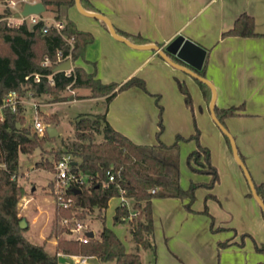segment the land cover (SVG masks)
<instances>
[{"label":"crops","instance_id":"crops-1","mask_svg":"<svg viewBox=\"0 0 264 264\" xmlns=\"http://www.w3.org/2000/svg\"><path fill=\"white\" fill-rule=\"evenodd\" d=\"M52 1L47 0L42 11V16L49 21L57 19ZM88 1L91 3L88 7L95 10L82 8L103 14L106 25L99 16L83 12L78 7V13L72 11L76 3L68 5L66 15L75 21L77 27L93 33V40L86 46L85 59L77 57L73 64L94 70L102 81H122L130 75H139L144 78L147 90L132 85L118 91L108 102L104 101L103 95L74 97L70 94L66 100L82 98L102 101V107L97 111L105 110L113 127L141 143H153L158 139L171 142L177 133L189 135L194 131V112L199 127V141L209 147L210 161L218 172V180L213 186L199 185L195 188V198L190 204L192 210L185 206L187 198H151L153 227L150 239L153 248L136 245L142 264H264V251L256 249L254 245V241L264 242L261 206L253 195L248 194L250 186L243 169L233 155L223 131L212 118L200 85L192 75L167 61L154 47L146 46L155 41L164 45L182 33L206 48L204 75L214 85L215 104H243L240 113L225 117V125L234 138L237 151L242 155L252 180L264 182V0ZM62 6H59L60 10ZM20 7L17 4L12 9L13 15ZM48 9L52 10V15L44 14ZM242 11L253 16L257 33L222 36V30L230 27ZM109 23L126 31L140 33L150 42L131 44L121 34H113ZM175 77L186 82L192 96V109L185 104ZM79 89L88 91L85 87ZM154 93H159L158 101L162 105L163 127L158 137L159 108ZM178 144L181 185L187 186L191 180L207 181L210 173L191 169L186 160L188 151L196 146L195 140L178 139ZM208 192L214 195L205 197ZM28 198L21 203L19 211L26 219V227L34 223L38 213L44 210L34 204L35 213L29 219L23 210ZM127 200L132 205V199L128 197ZM119 202V195L108 199L105 219L107 211L111 212L113 219L115 206ZM204 204L209 213L201 210ZM49 219L45 217L40 227L48 224ZM124 223V228L118 230L107 225L115 230L129 250L130 243L125 238L128 226ZM217 225L223 227L215 228ZM241 232L249 233L244 235L242 243L239 242ZM93 234L97 233L93 231ZM41 236L43 241L40 243L51 253L56 252V238L44 234ZM219 239L230 241L219 247ZM47 245H51L52 250ZM57 254L61 264L63 261L60 256L73 257L69 253ZM89 260L91 264L112 262L94 255H89ZM68 263L76 264L75 260Z\"/></svg>","mask_w":264,"mask_h":264},{"label":"trees","instance_id":"trees-1","mask_svg":"<svg viewBox=\"0 0 264 264\" xmlns=\"http://www.w3.org/2000/svg\"><path fill=\"white\" fill-rule=\"evenodd\" d=\"M6 1V0H5ZM44 4L47 0H41ZM54 16L62 20L63 25L58 30L52 22L44 31L42 29L45 19L34 23L22 20L17 24L7 23L5 16L13 11L5 7L0 12V264H60L59 253H85L94 255L102 260H111V264H142L139 252L127 250L122 238L115 230L105 223V208L108 199L119 194V185L124 188V194L132 199V207L137 210L135 215L130 214L125 203L119 202L114 209L113 221H128V230L139 247L153 248L150 239L153 222L151 213V198L153 196H178L187 198L185 206L192 210L190 204L195 198V188L199 185L213 186L218 180V172L210 161L209 147L199 141V127L192 112L194 131L187 136L177 133L171 142L158 139L153 143H141L132 140L128 135L111 125L106 117L105 110L93 113L80 112L71 121L73 135L61 139L56 149V157L63 153H70L75 161L74 172L83 173L85 182L69 186V193L73 201L68 206H61L55 202L57 209L56 227L54 232L58 235L55 251L51 253L43 243L27 238L19 224L22 216L19 214V199L25 193L24 186L17 181L19 153L31 152L37 146H42L44 140L54 139L46 129L43 133L31 129L26 123L23 106L16 101L14 107L2 104L5 94L15 89L18 94L31 90L33 94L48 93L54 99H64L67 94L63 91L66 84L73 89L85 87L88 89L85 96L103 95L108 102L118 91L132 85H137L147 90L145 80L139 75H130L122 81H102L95 75L94 70H88L81 65L73 64V71L65 74L62 69L52 72L54 81L50 82L47 75H42L35 81L25 74L32 71L51 72L53 63L42 64L44 55L51 59L57 57V49L62 53L70 51L71 59L77 57L85 59L87 44L93 40V33L77 27L75 21L67 15L61 17L59 6L71 5L75 0H54ZM81 6L93 9L88 0H79ZM42 14V12H41ZM101 18V17H100ZM102 19V18H101ZM106 25L105 21L102 19ZM116 33L121 34L134 43H148V39L140 33L126 31L114 26ZM254 18L245 11L240 12L233 24L222 30L221 35L256 34ZM72 36V46L66 39ZM158 45L160 42L155 41ZM173 59L180 61L173 54ZM206 57L200 68L195 69L204 75ZM202 89L203 96L209 103L212 90L204 80L194 77ZM177 86L183 94L184 102L191 109L193 107L191 92L183 79L175 77ZM74 94V93H73ZM155 94L158 105V137L162 127V105L158 101L159 93ZM75 96V95H74ZM243 104L218 106L214 104V112L219 121L225 125V117L240 113ZM52 119L47 118L49 123ZM226 126V125H225ZM96 134H101L97 139ZM226 140L231 145L228 135L223 132ZM193 138L196 146L188 151L186 160L191 169L210 173L208 181L191 180L187 186H182L179 181V144L178 139ZM240 158L242 155L238 152ZM244 162V161H243ZM36 165L52 169L49 160H37ZM107 169L114 173V179L104 182L108 178ZM104 180V181H103ZM256 192L264 201V182H254ZM73 187L78 188L77 191ZM153 188V190H152ZM248 194L252 195L251 190ZM214 195L208 192L206 196ZM55 200V197H54ZM97 209L102 225L97 234L89 235L83 241L73 236H62L61 232H68L60 222L62 216L72 214L85 217L89 212ZM262 209V207H261ZM209 213L207 205L201 209ZM264 215V211L262 209ZM213 218L211 219V225ZM217 225L215 228H222ZM240 233L239 242H243L244 235ZM50 235V234H49ZM229 239L217 240V245L224 246ZM255 248L264 251V242L254 241Z\"/></svg>","mask_w":264,"mask_h":264},{"label":"rangeland","instance_id":"rangeland-1","mask_svg":"<svg viewBox=\"0 0 264 264\" xmlns=\"http://www.w3.org/2000/svg\"><path fill=\"white\" fill-rule=\"evenodd\" d=\"M21 5V2H18V6ZM5 7H9L12 11L13 7L7 5V1L0 0V12L4 11ZM68 6H62V10L59 11L62 16L66 15V9ZM77 5L72 6V11L78 13ZM45 15H52V10L44 11ZM11 14L7 13L5 16L7 23L10 21ZM12 24V23H11ZM67 96L64 99H54L53 95L48 93H43L40 95H35L26 90V92L20 94L19 102L23 106V113L25 116V121L30 125L31 129L34 128V119L38 118L43 121L46 125H53L57 129V133L55 134L54 139L44 140L42 146H37L31 152H20L19 153V165L17 170V181L21 183L25 188V193L19 199V211L21 203L25 200L27 196H29L26 203L23 205V210L29 219L35 213L34 204L40 205V207L44 208L43 211L38 213L37 220L33 223H30L28 227L23 229V233L26 237L35 242H42V234L47 237L56 238L58 235L54 232V227H56V223L58 221L57 218V209L55 208V200H54V184L56 181L55 178V170H54V162L57 159L56 157V149L59 147L61 139L65 137H71L73 135V125L71 121L76 117L80 112H88L93 113V111H97L102 107V101H96L93 99H75L71 101H67L69 95L72 94L74 97H82L85 96L87 91H83L82 89L75 88L74 92H70L68 89L63 91ZM74 93V94H73ZM58 100H65L60 101ZM2 114V109L0 107V115ZM47 118H51L52 120L47 123L45 120ZM96 138L100 139L101 134H96ZM49 160L51 162L52 169L47 167H38L36 165L37 160ZM33 166V168L31 167ZM29 170V172H28ZM26 172V173H25ZM28 172V173H27ZM209 180V179H208ZM207 180V181H208ZM34 186V188H33ZM33 188V189H31ZM253 195V194H252ZM254 197V196H253ZM255 199V198H254ZM113 199H111V203ZM54 207V211H53ZM38 209V207H37ZM97 209L95 208L92 212H89L84 218V221L88 223L89 227L95 232L98 233L102 222L100 217L97 216ZM129 211L135 215L137 210L132 207L130 204ZM45 217H50L48 220V224L43 227H40L41 223L44 221ZM128 218L124 221H114L112 223V215L110 211L106 213L105 223L111 225L116 230L119 228H124L125 223L128 226ZM126 239L130 243L129 250L136 251L138 250L136 247V242L131 237V234L128 229H126ZM50 234V235H49ZM62 236L66 235H74V232H61ZM124 237L125 235L121 233ZM48 242V241H46ZM56 245V244H55ZM49 250H52L51 245H47ZM148 251V250H146ZM60 260L63 261L62 264H69L68 261H74L73 257L69 256H60ZM61 264V263H60Z\"/></svg>","mask_w":264,"mask_h":264},{"label":"built area","instance_id":"built-area-1","mask_svg":"<svg viewBox=\"0 0 264 264\" xmlns=\"http://www.w3.org/2000/svg\"><path fill=\"white\" fill-rule=\"evenodd\" d=\"M6 1L8 6L16 8L18 2H21L22 5V3L25 0H6ZM39 19H45L42 16L41 12L40 13L32 12L26 15L23 14L13 15L12 13L10 16V21L8 22L12 24H17L22 20H27L29 23H34ZM50 22H52L58 30H60V28L63 25V22L60 19H53L51 21L46 20V22L42 26V29L44 31L48 28ZM66 39L69 42L70 46H72L73 37L66 36ZM65 58L70 59V66L67 68H62V70L64 71L65 74H70L73 71V60L71 59L70 51L64 54L62 53V50L58 48L57 57L55 59H51L48 55H44L42 59V64L44 65L48 63H53V69L51 72L46 73L38 70L32 71L30 73L25 74V78L31 77L33 80L37 81L40 79L42 75H47L48 80L50 82H53L54 78L52 72L55 70H59L54 68V65ZM66 89H68L70 92H74V89L69 86V83L66 84ZM29 92L31 93V90H29ZM19 97L20 96L18 92L15 89H11L5 94L2 104H9L12 107H14L16 101H19L20 99ZM34 128L37 132L43 133L44 130L46 129V124L40 119L35 118ZM72 160L74 159L70 153H63L54 162V170H55V178H56L54 184V192H55L54 197H55V201L59 205L64 207L70 205L73 201L72 195L69 193V189H68L69 186H75L76 184L83 183L86 180L85 175L83 173L74 172L73 169H74L75 161L72 162ZM107 174H108V178L105 179V181L103 180L104 182L114 179V173L110 169H107ZM118 195L120 197V202L125 203L128 206V208H130V204L128 203L127 200L128 196L124 194V188L120 185H119ZM130 214L132 213L130 212ZM60 222L65 226V229L68 232H74L73 237H76L83 241L87 240V238L89 237L86 231L91 228L89 227L88 223L84 221V218L72 214L70 216H62L60 218ZM69 254L73 255L76 264H91L88 254L85 253H69Z\"/></svg>","mask_w":264,"mask_h":264},{"label":"water","instance_id":"water-1","mask_svg":"<svg viewBox=\"0 0 264 264\" xmlns=\"http://www.w3.org/2000/svg\"><path fill=\"white\" fill-rule=\"evenodd\" d=\"M75 3L81 11L86 12V13H92L94 15L101 17V18H105V16L101 13L89 12V11L83 9L79 3V0H75ZM44 8H45L44 3L41 0H34V1L25 0L22 3L20 9L15 12V15H19V14L26 15V14H29L32 12L33 13H40L44 10ZM109 27H110L111 31L113 32V34L116 35L117 33L114 30L113 24L109 23ZM122 38L125 41L133 44L127 38H125L123 36H122ZM146 46L154 47L156 49V51L159 54H161L167 61H169L170 63H172L176 67L186 71L187 73H189L193 77H198V78L204 80L206 83L209 84V86L211 87V90H212V95H211L210 101L208 103L211 116L214 119V121L217 123V125L220 127V129L228 135L230 143H231L233 155L235 156L239 165L243 169V172H244L245 177L248 181V184L250 186V190H251L253 196L256 198V200L258 201V203L260 204V206L262 207V209L264 211V201L255 190L254 183H253V180H252L250 173L247 169V166L245 165V163L243 162V160L240 158V156L238 154L237 147H236V144H235V141H234L232 134L227 129V127L219 121V119L215 115V112H214V104H215V88H214V85L205 75L199 74L195 70V69H198L202 66V63H203V60L205 57V53H206V48L202 44H200L199 42L191 39L190 37L185 36L182 33H178L177 35H175L172 39H170L164 45H158L156 42H151V43H148ZM169 54H173L180 61L173 59ZM69 66H70V59L65 58V59L59 61L58 63H56L54 65V68L62 69V68H67ZM46 131L48 132V134L50 136L55 135L57 133V129L53 125H50V124L46 125ZM72 162H74V160H72ZM73 188L75 191L78 190V188H76V187H73ZM19 224L21 227L26 226V219L24 216L20 217ZM86 233L88 235H93V230L89 229L86 231Z\"/></svg>","mask_w":264,"mask_h":264}]
</instances>
